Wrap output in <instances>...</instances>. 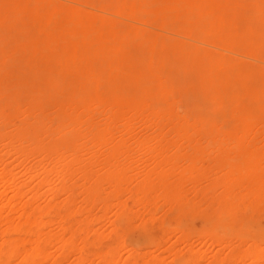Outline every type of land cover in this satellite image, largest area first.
<instances>
[{
    "label": "bare ground",
    "instance_id": "obj_1",
    "mask_svg": "<svg viewBox=\"0 0 264 264\" xmlns=\"http://www.w3.org/2000/svg\"><path fill=\"white\" fill-rule=\"evenodd\" d=\"M262 2L0 0V264H264Z\"/></svg>",
    "mask_w": 264,
    "mask_h": 264
},
{
    "label": "rangeland",
    "instance_id": "obj_2",
    "mask_svg": "<svg viewBox=\"0 0 264 264\" xmlns=\"http://www.w3.org/2000/svg\"><path fill=\"white\" fill-rule=\"evenodd\" d=\"M259 13L261 15V18L264 20V2H262L260 4V9H259ZM243 36L249 38L248 34H243ZM253 42L256 43H264V37L258 38V37H254L253 38ZM202 55H206L203 54L204 51L202 50V52H200ZM210 55L214 56V58H221L222 55L218 54V53H209ZM195 79L197 78L195 75L193 76ZM263 219V220H262ZM249 222L251 223L250 226L248 228H246L245 230L247 232H249V234H255V235H262V232H264V215L257 217L255 219H251L249 220ZM244 230V232H245ZM136 231H139L138 229ZM139 235H141V233H138ZM142 242H143V238H142Z\"/></svg>",
    "mask_w": 264,
    "mask_h": 264
},
{
    "label": "snow or ice",
    "instance_id": "obj_3",
    "mask_svg": "<svg viewBox=\"0 0 264 264\" xmlns=\"http://www.w3.org/2000/svg\"><path fill=\"white\" fill-rule=\"evenodd\" d=\"M5 7H7V5H5Z\"/></svg>",
    "mask_w": 264,
    "mask_h": 264
}]
</instances>
